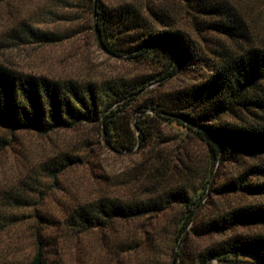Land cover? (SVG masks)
<instances>
[{"label": "trees", "instance_id": "trees-1", "mask_svg": "<svg viewBox=\"0 0 264 264\" xmlns=\"http://www.w3.org/2000/svg\"><path fill=\"white\" fill-rule=\"evenodd\" d=\"M12 1V21L0 36V49L60 43L73 37L78 27L87 26L98 29L99 47L107 54L154 70L98 82L26 73L0 62L1 128L48 135L95 125L112 151L142 156L134 176L146 189L144 193L100 197L77 205L66 215L67 226L79 231L103 230L117 222L161 215L177 206L180 211L173 223L175 246L169 264H234L246 260L264 264V233L236 232L264 225V48L236 46L245 38V31L235 6L227 0H180L191 10L192 28L199 37L205 30L234 41L236 46L220 42L216 44L219 49L207 51L200 40L177 26L172 14L153 3L142 7L134 2L48 0V7L20 15L16 6L19 0ZM37 16L58 17V21L73 26L63 31L43 29L35 24ZM188 72L192 73L189 83L163 88L164 80ZM157 82H162L158 88H150ZM162 125L179 129L181 146L173 155L167 148H159L175 140L162 136ZM194 142L203 143L207 150L204 176L197 184L193 176L198 169L196 160L186 149ZM4 144L6 140L0 138V149ZM245 158L254 161L243 164L209 190L261 200L201 213L214 164H241ZM81 162L80 156L65 152L40 167L55 178ZM189 236L220 239L200 248ZM113 245L124 253L155 246L150 236L145 237V243L124 237ZM23 264H52L46 242L39 235L34 255Z\"/></svg>", "mask_w": 264, "mask_h": 264}, {"label": "rangeland", "instance_id": "rangeland-1", "mask_svg": "<svg viewBox=\"0 0 264 264\" xmlns=\"http://www.w3.org/2000/svg\"><path fill=\"white\" fill-rule=\"evenodd\" d=\"M105 1L109 4L134 2L142 7L147 3L160 6L173 15L177 26L200 40L201 47L207 51L219 49L216 44L220 42L231 47L264 48L262 0H227L235 6L243 20L245 38H240L236 46L234 41L205 30L200 31L199 37L192 28L191 10L180 0ZM49 4L48 0H19L16 6L20 15H27ZM12 5V0L0 3V36L11 24ZM57 19L54 16L47 19L37 16L35 24L57 31L73 26ZM85 22L87 24L86 19ZM76 32L73 37L55 44L3 46L0 49V62L26 73L98 82L154 71L149 65L107 54L99 47L94 30L89 27H78ZM200 73L203 74L201 70ZM191 79V72L176 74L163 81V88L184 85ZM160 83L150 88H158ZM160 132L162 136L175 138L169 145L159 147L167 148L173 155L181 146L179 129L174 125H162ZM102 134L95 125L56 130L48 135L32 131L9 132L0 127V138L7 142L0 149V264L29 262L35 253L37 235L46 242L48 260L52 264H169L171 250L175 246L171 237L173 223L180 211L177 206L161 215L128 223L117 222L112 228L103 230L79 231L67 226L66 215L77 205L93 202L100 197H130L146 190L140 180L136 182L137 177L134 176V169L142 156L135 152L112 151L104 144ZM186 149L192 152L196 160L198 169L193 176L197 184L204 176L207 150L201 142L188 144ZM65 152L80 156L82 162L57 174L55 178L42 171L41 164ZM253 161L245 158L241 164L230 161L215 163L210 189L233 175L243 164ZM260 200L261 197L219 195L209 190L200 205V212ZM236 232L264 233V225L239 228ZM146 236L152 238L155 246H144L124 253L113 245L124 237L145 243ZM189 239L193 245L201 248L220 238L195 239L189 236ZM234 264L252 263L246 260Z\"/></svg>", "mask_w": 264, "mask_h": 264}, {"label": "water", "instance_id": "water-1", "mask_svg": "<svg viewBox=\"0 0 264 264\" xmlns=\"http://www.w3.org/2000/svg\"><path fill=\"white\" fill-rule=\"evenodd\" d=\"M94 33H95V37H96V39H97L98 44L102 46V41H101L100 34H99V31H98L97 28L94 29ZM215 165H216V164H215ZM215 165H214V168H215ZM213 170H214V169H213ZM213 170H212V171H213ZM213 174H214V173L212 172V174H211V176H210V180H209V182H208L206 195H207L208 192H209L210 185H211V181H212V178H213Z\"/></svg>", "mask_w": 264, "mask_h": 264}]
</instances>
